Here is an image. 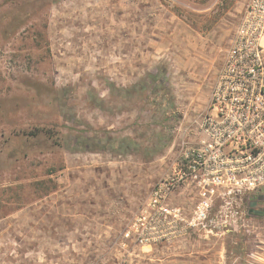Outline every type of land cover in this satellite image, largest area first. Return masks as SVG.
<instances>
[{
  "label": "rangeland",
  "instance_id": "374dc122",
  "mask_svg": "<svg viewBox=\"0 0 264 264\" xmlns=\"http://www.w3.org/2000/svg\"><path fill=\"white\" fill-rule=\"evenodd\" d=\"M245 1L0 0V264H264L254 212L152 247L124 237L186 150L174 48L231 38ZM195 84L186 123L213 85Z\"/></svg>",
  "mask_w": 264,
  "mask_h": 264
},
{
  "label": "built area",
  "instance_id": "2783aa9c",
  "mask_svg": "<svg viewBox=\"0 0 264 264\" xmlns=\"http://www.w3.org/2000/svg\"><path fill=\"white\" fill-rule=\"evenodd\" d=\"M186 150L124 233L140 247L175 238L177 229L206 227L214 210L254 212L264 197V0H246L217 70L205 108L186 123ZM180 186L196 198L193 218L169 203Z\"/></svg>",
  "mask_w": 264,
  "mask_h": 264
},
{
  "label": "crops",
  "instance_id": "0c3cea01",
  "mask_svg": "<svg viewBox=\"0 0 264 264\" xmlns=\"http://www.w3.org/2000/svg\"><path fill=\"white\" fill-rule=\"evenodd\" d=\"M229 44L230 36L228 34L223 35L210 32L199 35L195 32L194 36L186 37V48H174L176 51L173 53L171 65L172 67L175 65L174 68L177 70L176 74L180 73L177 75L178 78L176 77L177 80L175 82L177 83L176 89H179L182 100L184 101L183 106H178V108L183 112L185 119L184 122L178 124V126L176 125L178 130L180 129L186 133V113L189 112L188 114H190L193 110L197 109V105L194 102V95L190 92L186 93V85L195 84L193 81L197 80L202 86H210L215 80L217 70L223 62L225 54H219L218 50L220 48H228ZM206 94L209 96V92ZM179 99L176 100L177 103H179ZM204 107L202 106V108ZM190 200L191 196L186 193L185 186L182 189L172 192L169 203L174 207L184 209L190 206L188 204Z\"/></svg>",
  "mask_w": 264,
  "mask_h": 264
},
{
  "label": "water",
  "instance_id": "95a60500",
  "mask_svg": "<svg viewBox=\"0 0 264 264\" xmlns=\"http://www.w3.org/2000/svg\"><path fill=\"white\" fill-rule=\"evenodd\" d=\"M263 200H264V197L260 196V197L257 198V201L251 203V208L254 209L253 210L254 213L257 214V215H260V216L264 215V211L256 210L255 208L257 207L258 201H263Z\"/></svg>",
  "mask_w": 264,
  "mask_h": 264
},
{
  "label": "flooded vegetation",
  "instance_id": "af4514ba",
  "mask_svg": "<svg viewBox=\"0 0 264 264\" xmlns=\"http://www.w3.org/2000/svg\"><path fill=\"white\" fill-rule=\"evenodd\" d=\"M260 202H262V201H258V203H257V207L255 208L256 210H257V208H258ZM253 210H254V209H253Z\"/></svg>",
  "mask_w": 264,
  "mask_h": 264
}]
</instances>
